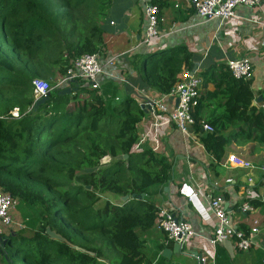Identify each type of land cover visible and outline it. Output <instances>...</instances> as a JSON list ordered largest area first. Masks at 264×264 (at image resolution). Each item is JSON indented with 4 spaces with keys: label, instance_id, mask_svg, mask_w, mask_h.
Returning a JSON list of instances; mask_svg holds the SVG:
<instances>
[{
    "label": "trees",
    "instance_id": "1",
    "mask_svg": "<svg viewBox=\"0 0 264 264\" xmlns=\"http://www.w3.org/2000/svg\"><path fill=\"white\" fill-rule=\"evenodd\" d=\"M114 1L0 0V188L39 217L37 228L2 235V264L150 263L142 237L156 218L150 189L167 184L172 168L150 147L134 151L146 114L131 88L119 95L111 79H100L97 89L75 80V90L53 88L34 108V79L57 80L75 58L102 50V24ZM138 59L137 80L160 94L194 68L184 47ZM199 74L213 89L201 92L193 117L204 119L197 111L211 104L221 112L203 120L214 128L200 133L205 150L219 161L232 137L264 143V110L252 105L251 80H236L223 64ZM105 156L110 161L102 164Z\"/></svg>",
    "mask_w": 264,
    "mask_h": 264
},
{
    "label": "crops",
    "instance_id": "2",
    "mask_svg": "<svg viewBox=\"0 0 264 264\" xmlns=\"http://www.w3.org/2000/svg\"><path fill=\"white\" fill-rule=\"evenodd\" d=\"M153 1H114L102 24L104 46L97 53L102 64L105 65L110 58L114 59V63L105 66L106 74L100 79H111L119 85V95H123L127 87L131 88L138 104H142L146 98L159 93L146 88L136 78L134 63H138V58L148 52L184 47L191 54L193 69L199 73L211 70L215 65H225L228 59L248 57L253 64L250 79L254 97L252 104L258 106L264 99V0L262 9L237 6L236 17L224 21L201 18L188 7L187 0H155L158 2L155 5L160 6V37L148 47L142 44L146 26L144 7ZM112 74L126 82L116 81L110 77ZM204 88L202 86L203 97L205 89L212 90L213 86L209 83ZM166 102L168 107L175 105L173 98ZM220 113V109L212 104L197 111L198 116L208 120ZM145 114L137 127L138 137L149 122ZM231 128L237 127L232 126L229 130ZM229 130L226 134H231ZM160 133L161 147L156 154L167 157L171 163L172 178L165 185L152 187L150 199L157 208L171 206L176 214H182L192 224L198 237L191 239L181 251L162 255L165 248L173 250L174 242L166 243L165 234L154 225L142 232L149 264H200L197 256H205L207 264H216V260L217 264H264V171L261 169L264 166V143L232 137L224 148L223 158L218 161L205 150L198 137L184 135L171 125L162 127ZM149 146L147 142L143 147ZM233 155L250 162L254 169L229 163L228 158ZM193 181L201 184L207 193L223 196L224 206L238 229L240 224L249 228L254 220L258 221L257 246L238 251L232 241H225L212 249L207 238L213 232L216 218L208 204L200 194L192 196L187 203L185 196L179 192L182 190L184 194H190ZM250 200H256L258 205L249 203ZM242 203L250 204L253 210L241 212ZM1 259L0 255V264Z\"/></svg>",
    "mask_w": 264,
    "mask_h": 264
},
{
    "label": "built area",
    "instance_id": "3",
    "mask_svg": "<svg viewBox=\"0 0 264 264\" xmlns=\"http://www.w3.org/2000/svg\"><path fill=\"white\" fill-rule=\"evenodd\" d=\"M188 7L198 16L205 20H230L236 17L235 9L237 6H248L261 8L262 0H187ZM144 15L146 26L143 33L142 44L150 47L155 44L160 37L159 31V9L158 6L148 3L144 7ZM114 59L110 58L105 65L101 63L99 55L83 54L73 61L64 77L58 78L53 84H49L43 79H34L32 81L33 96L35 100L45 97L53 88H62L67 85L68 79L80 80L89 84L92 89L99 88L101 82L100 77L105 75V66L113 65ZM252 61L248 57L235 58L226 60L225 66L229 73L236 80L248 81L252 78L253 66ZM111 78L118 82H126L122 77L110 75ZM203 79L199 72L194 69H184L178 76V80L167 94H154L149 99L152 103L147 111L148 125L143 134L138 137L134 146V151H139L145 145L150 143V148L157 153L161 147L160 130L164 126L171 125L180 133L188 136L200 138V133H211L214 131L212 125L205 121L196 122L193 117V111L198 104L201 96ZM173 98L175 105L168 107L167 99ZM142 104H146L144 101ZM142 104H139L140 106ZM258 106L264 110V102H260ZM11 117L17 118L19 112L17 108L10 111ZM200 128L199 133L194 132L195 125ZM110 161V157L105 156L101 159L102 164ZM228 162L234 166L244 169H254V165L248 161L237 158L234 155L229 156ZM264 171V166L261 167ZM195 180V179H193ZM194 187L190 194H184L185 201L189 203L192 196L200 194L208 204L214 217L216 224L212 234L207 238L209 245L216 247L225 241H232L234 249L238 251H247L257 246L256 237L260 230L258 221L254 220L253 224L246 231L238 229L232 222L229 212L224 206L223 196L207 193L201 184L193 181ZM18 199L10 195L8 192L0 188V238L9 231H15L25 227L27 219L19 221L15 219L14 213ZM253 208L248 203H242L241 212H250ZM154 225L165 234V241L177 242L180 246L185 247L186 244L198 237L192 224L187 221L182 214H176L174 209L169 206H160L156 210V218ZM200 264H207L208 259L205 256L197 257ZM213 262V258H212Z\"/></svg>",
    "mask_w": 264,
    "mask_h": 264
},
{
    "label": "rangeland",
    "instance_id": "4",
    "mask_svg": "<svg viewBox=\"0 0 264 264\" xmlns=\"http://www.w3.org/2000/svg\"><path fill=\"white\" fill-rule=\"evenodd\" d=\"M47 81L50 84H53L56 81V79L55 78L48 79ZM104 197L109 198L113 202H118V200H116L112 195H104ZM14 216H15V219L19 221L27 219V221L25 222V227L37 228L38 226V221H39L38 210L35 208L27 207L25 204H23L19 200H18V205L16 206V209H15ZM1 261L3 263L2 259ZM16 263L20 264L19 259H17Z\"/></svg>",
    "mask_w": 264,
    "mask_h": 264
},
{
    "label": "water",
    "instance_id": "5",
    "mask_svg": "<svg viewBox=\"0 0 264 264\" xmlns=\"http://www.w3.org/2000/svg\"><path fill=\"white\" fill-rule=\"evenodd\" d=\"M77 85H78V84L75 83V81H74L73 79H68V80H67V85H66L65 87L59 88V89H58V92H59L60 94L69 93V92H71L72 90H75L76 87H77ZM85 85H86V86H89L88 83H85ZM48 95H49V93H48L45 97H42V98L36 100L35 105H34V108H36L37 105H38L39 103H41L42 101L46 100V99L48 98ZM259 101H260V98H259ZM145 102H146V104H142L140 107L144 110L145 113H147L148 109L150 108L149 104H151L152 102H151L149 99H147V98L145 99ZM255 104H256V103H253L252 105L255 106ZM141 196H143V194H142ZM127 199H128V196H123V197L121 198L122 201H126ZM47 232H48V234H49L50 236H52L53 238H56V237H57V236H55L51 231H50V232L47 231ZM4 242H5V241H3V243H4ZM183 248H184L183 246H180V244H178L177 242H174V243H173V250H170V249L165 248V249L162 251V255H166V254L171 253V252H178V251H181V249H183ZM197 257H199V256H197Z\"/></svg>",
    "mask_w": 264,
    "mask_h": 264
}]
</instances>
